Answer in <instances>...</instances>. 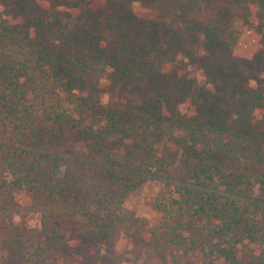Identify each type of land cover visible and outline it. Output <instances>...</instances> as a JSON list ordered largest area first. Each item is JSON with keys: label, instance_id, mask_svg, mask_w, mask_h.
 <instances>
[{"label": "trees", "instance_id": "trees-1", "mask_svg": "<svg viewBox=\"0 0 264 264\" xmlns=\"http://www.w3.org/2000/svg\"><path fill=\"white\" fill-rule=\"evenodd\" d=\"M233 1L264 13V0ZM128 22L123 25L134 37L128 47L108 57L86 38L87 46L74 45L66 60L41 37L43 26L0 22V225L19 213L15 197L24 193L29 213L42 221L82 218L98 236L129 233L125 201L159 176L164 180L150 202L157 218L148 229L154 254L169 264H264V85L258 68L238 64L244 83L237 90L220 85L227 84L226 75L215 76L214 91L195 84L186 95L198 116H166L155 98L103 110L87 76L110 71L115 82L139 93L161 89L155 82L164 77L160 57L171 38L146 27V20ZM203 33L211 38L224 30L206 27ZM228 104L235 116H228ZM259 112L263 118L255 116ZM44 231L52 246L64 247L55 227ZM40 237L24 242L27 264L44 263L48 248Z\"/></svg>", "mask_w": 264, "mask_h": 264}, {"label": "rangeland", "instance_id": "rangeland-1", "mask_svg": "<svg viewBox=\"0 0 264 264\" xmlns=\"http://www.w3.org/2000/svg\"><path fill=\"white\" fill-rule=\"evenodd\" d=\"M132 18L146 20V27L161 28L171 38L160 57L164 77L155 82L161 89L139 93L131 85L115 82L108 76L110 71L98 78L90 75L86 82L93 84L97 92V107L123 110L155 98L166 116H198L195 104L186 95L190 89L197 84L214 91L215 76L226 75L227 84L220 85L237 90L244 83L239 80V76L244 78L238 66L243 62L258 68L256 72L264 85V13L249 4L233 0H0V22L43 26L41 37L52 44L50 49L61 60L71 59L74 45L86 47V38L93 39L102 50L107 49L108 57L110 52L128 47L134 37L131 27L127 29L123 24H129ZM215 26L222 28L224 34L205 38L203 30ZM216 39L220 43H215ZM254 82L247 80L248 87L255 86ZM227 106L228 116H235L234 106ZM255 116L262 117V112ZM161 180L164 177L148 178L125 201L123 209L131 215L130 232H113L106 237L93 233L82 218L64 220L51 216L42 221L40 216L29 213L27 196L18 194L15 200L21 206L19 213L0 225V264H27L23 258L24 242L35 233L41 234V241L48 248L43 264H169L153 253L148 232L157 218L150 202ZM87 193L92 197L93 189ZM51 227L63 236V248L52 246L46 238L44 230Z\"/></svg>", "mask_w": 264, "mask_h": 264}]
</instances>
